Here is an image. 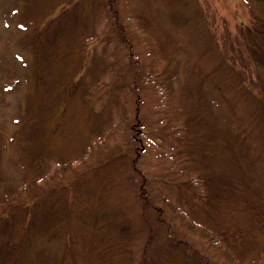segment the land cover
I'll return each instance as SVG.
<instances>
[{
	"label": "rangeland",
	"instance_id": "1",
	"mask_svg": "<svg viewBox=\"0 0 264 264\" xmlns=\"http://www.w3.org/2000/svg\"><path fill=\"white\" fill-rule=\"evenodd\" d=\"M87 1L0 0V172L4 173L8 183L4 184L9 189L15 187L20 195V198L18 194L10 197L6 193L0 197V213L11 216L9 208L17 201L27 200V196L41 194L46 189L48 192L51 189L59 191L54 192L53 201L42 205L43 211L47 208V214L39 217L43 224L48 221L53 225L54 218L58 221L47 231L39 232L37 227L27 235L31 240L28 264H106L108 260L119 259L120 251L108 252L103 249L104 245L97 246L102 237L99 209L106 205L111 207L108 219L126 211L125 203L118 199L117 193L130 190L132 184L122 176L124 169L117 167L120 161H112L106 174L95 172V169L81 174L101 161L103 155L107 156L132 139L137 147L144 146V150L140 148L139 166L149 179L174 176L178 183L180 179L188 178L203 181L201 176L204 175L210 189L218 192L222 187L229 196L231 193L224 180L229 175L246 176L251 184L242 181L235 188L248 199L240 197L234 226L225 231V235H217L220 239H213L214 242L200 226L210 231L221 230L220 227L226 229L228 219H224L221 226L213 219H208L212 221L210 223L197 219L201 221L199 223L185 210L187 204L183 207L177 204L175 209L169 207L167 201L165 203L170 209L168 213L192 236L190 239L196 242L195 246L209 250L217 261L246 264L256 258L257 264H264L262 233L241 212L251 199L259 203V194L264 192V108L256 106L258 96L250 95V99L228 85L229 79L231 83L236 78L229 71L223 55L227 53L226 42L245 45L237 33L243 21L252 22L251 4L247 0H132L133 6L126 5L129 14L139 21L142 35L148 38L142 47L136 48L134 59L142 69L153 70L149 75L151 82L148 81L141 90V109H137L129 94L123 117L119 113L122 103H119L117 93L124 94L128 83L126 76L121 82L118 75H128L131 71L130 50L128 46L123 48L116 38L108 41L109 26L104 15L100 19L87 18L84 13ZM90 11L97 13L98 8ZM63 13L64 21L67 15H79V22L74 23L78 32L76 39L86 37L85 42L83 45L60 43L59 55L33 58L31 41L37 27H44L48 20L56 25L58 17L50 18ZM21 19L29 21L25 26L27 29L22 26ZM88 21H93L92 29L96 27V34H85ZM47 49L48 46L43 44L38 52L46 53ZM70 49L71 54L67 56ZM19 54L25 60L31 59L27 63L33 76L21 70L25 68L22 61L17 60ZM12 61L20 62L21 68L8 70ZM65 67L74 75L72 90L67 84L71 74ZM85 96L89 102H84ZM244 97L249 105L243 101ZM231 98H234V107ZM20 106H23L20 112L26 116V130L21 131L22 122L17 121ZM108 111L111 118L106 120L104 115ZM229 120L240 127L249 126L252 132L246 134L239 127L233 132L235 129L229 125ZM18 139H42L48 147L47 157L30 160L27 168L21 162L22 166L16 165L15 159L24 161L17 146ZM88 142L92 147L84 149ZM68 159H73L70 167L66 165ZM74 178H78L73 182L74 187L76 185V190L82 191L90 215H81L70 208L69 213L63 209L61 218V213L53 212L51 207L66 204L65 185ZM162 182L152 181L150 186L156 190L167 188ZM198 182L201 190L203 183ZM55 187L60 189L55 190ZM74 192L73 188L71 197L68 196L70 202L74 201ZM171 198L178 201V194ZM152 213L148 217L157 224L156 215ZM190 221L192 227L185 223ZM128 222L123 215L115 225V231L122 225H129ZM230 233L233 234L226 238ZM158 236L162 237V234ZM251 237L255 239H249ZM108 243L105 242V246ZM207 250L204 251L209 254ZM223 250L229 255L225 257ZM139 255L140 252H136L137 261Z\"/></svg>",
	"mask_w": 264,
	"mask_h": 264
},
{
	"label": "trees",
	"instance_id": "2",
	"mask_svg": "<svg viewBox=\"0 0 264 264\" xmlns=\"http://www.w3.org/2000/svg\"><path fill=\"white\" fill-rule=\"evenodd\" d=\"M247 1L251 4L253 11L252 22L248 23L243 21L240 25L239 32L237 33V35H240V37L243 38L245 45L240 43L226 42L225 49L227 53H223V55L226 57L229 71H231L233 76L236 78V80L231 83L229 79L228 85L232 86V89L238 93H242V95L245 94L246 96L250 97V99V95L256 97L258 96L256 106H259L261 109H263L264 0ZM86 4L87 7L84 13L88 19H100L103 17L102 15H104V20L108 21V41L116 38L118 39L117 42H119L123 48L126 47L127 49L128 46L130 50L129 66L131 71L128 75L123 73H119L118 75L121 82H123L124 77L126 76V81L128 83V87L124 94H122L121 91L120 93H117V95H119L117 98H119L121 101L119 103H122V108L119 113L124 117L126 112L124 105H126V99L128 98V95H132V98H134V101L137 104V109H141V90L148 81L151 82L149 75L153 68L142 69L141 66H139L138 60L134 59V56L136 55V48L142 47V43H144L143 41H148V38L146 39L142 35L143 32L139 29V21L136 20L132 14H129V11L126 9V5L130 4L131 7L132 0H88ZM92 8H98L97 13L92 14V11H90ZM104 12L105 14H103ZM63 17L64 13L58 15L56 14V16L50 18H57L56 25L54 22L51 23V20H48L44 27H37L35 34L32 35L33 38L31 41L33 58H39V56L42 55L51 57L59 55L60 53L58 50V45L60 43L73 44L77 42L78 45H83L86 37H79L76 39L78 32L74 28V26H76V24H74L76 20L79 22V15L75 16V13L74 17L67 15L65 21L63 20ZM20 22L22 26L25 27L27 25L26 23L29 21L21 19ZM92 25H94L93 21H88V28L86 29L85 34L87 33V35H91L92 33H97V30L95 29L96 27L92 29ZM27 28L25 27V29ZM237 35H233L235 41L238 39L236 38ZM229 39L230 38L228 37V40ZM43 44H46L48 49L46 53L44 51L39 54V47ZM70 54L71 49L66 55L69 56ZM239 54L242 55L243 58H241ZM16 57L18 61H22L23 63L22 66L25 68L21 69L23 73L25 71L26 74L29 73L30 76H33V73L28 70L29 64L27 63L31 59L25 60L26 58L21 54L17 55ZM19 63L20 62H18V64L13 61L10 62L8 70L18 68V66L20 69L21 67ZM65 69H67L70 74L72 73V70H69V68L65 67ZM73 76L74 75L71 74V78H69L67 81V84L71 85L70 90L73 89L72 86H75L73 84ZM4 90H6V86L4 87ZM243 90H246L247 92H244ZM29 96L30 95H28V97ZM234 98H231V100H233V107ZM243 101H246L247 103V99L245 97L243 98ZM84 102H89L86 96L84 97ZM247 104L249 105V103ZM22 108L23 106H20L18 108L19 110H17L20 114V117L17 118V121L22 122V128L19 131L26 130V116H23L20 112ZM104 116L106 120H109L111 118V112H106ZM229 125L235 129L233 132L238 131L236 130L238 127L239 130H244L246 134L252 132V129L247 125L240 127L230 120ZM41 140L42 139H34L33 141L32 139H18L17 146L22 152L20 155L24 156V161H18L17 158L15 159L16 165H23V167L27 168V163L30 160L38 159L40 157H47L45 156V153L48 147L46 148L45 143H42ZM86 147H92L91 143L88 142L87 145L85 144L84 149ZM140 148L136 146L135 141L132 139L130 143L127 142L125 144H121V148L108 153L107 156L103 155L101 157V161L90 166L89 169L82 171L83 173L81 174L84 175L86 172L94 169L95 172L103 171L106 174V170H108L107 166L112 164V161H120V163L117 164V167L120 169L122 167L124 169L121 170L123 172L122 176L130 183V185L132 184L130 186L132 191L131 189H124L122 191H118L117 193L118 199L125 203L126 211L119 214L118 217L108 219L107 217L109 216L111 207L106 205L99 209V228L101 230L102 237L99 239L100 241L97 246L104 245L103 249L108 250V252L109 250H112L113 252H121V255L119 254V259L113 261L108 260L106 261V264H225L213 258L214 256L210 253V251L205 249L203 246H195L196 242L194 240L191 241L192 239H190L192 236L185 232L180 224L177 225L176 221H174L172 216L168 213V211H170L169 207H174L176 209L177 204H180L182 207L183 205L187 204L188 206H186V208L188 209L185 210L197 222H199L198 220H203L204 222L210 223L212 221L208 219H213V221H217L219 222V225H222L224 224L223 220L228 219V227L226 228L227 230L224 227H220L221 230L210 231L208 228L200 226L201 231L210 237L212 242H214L213 239H220L217 235H225L224 232L230 230V228L234 226V217L237 216V208L239 209V207L236 205H240V197L244 198L245 200L248 199L247 196L240 194V192H242L240 189H236L235 187L241 184L242 181H246L249 185L251 184L250 181L246 180V176L245 178L236 174L229 175L227 180H224V182L231 194L226 196V189L222 187L218 192H216V190L210 189V183L208 184V181L205 179L203 174H201L204 176H201L202 179L204 178L203 181L197 180L195 178L194 180L193 178H188L180 179L178 183H176L174 176H172L173 178L168 177L166 179H161L160 176H154L150 177L151 179H149V175L143 172L139 166L142 155ZM113 153L114 155L112 156L111 154ZM49 156L50 153L48 152V157ZM78 157L80 158L82 155H79ZM72 160L73 159L66 160L67 167H70ZM19 162H21L22 165ZM200 170L201 169H199V171ZM97 174L99 175V173ZM4 177V173L0 172V197L4 196L6 193H9V196L12 195V197L17 196V189L15 187H11L12 189H9L7 185L4 184H8L7 180H4ZM175 178H179V176H175ZM77 179L78 178L70 179L65 185V189L67 190L68 194L64 199L66 204H62L57 208H54L53 206L51 207L53 212L61 213V218L63 216V209H65V212L67 211V213H69L70 208H73L74 212L81 215H90V208L87 206L86 202H84L85 198H83L82 191H77L76 185L74 187L73 182ZM101 179L102 178L100 177V180ZM152 181H163L162 183L167 184V188L162 187L158 190L154 189L153 187L151 188L150 182ZM198 181L203 183L201 190L199 188ZM220 186L225 187L223 184ZM99 187H101L103 192L105 191L100 183ZM178 187L179 190L176 191V188ZM73 188L75 191L74 201L70 202L69 197H71ZM56 189L59 190L60 187H55V190ZM54 192L56 193L59 191H54V189H51L48 192L46 189L43 190L41 194L39 193L38 195L31 197L27 196V200L21 199L20 201H17L9 208V212L12 217L9 215V213H0V264H28L29 257L27 256V251L31 244L30 237H27L29 231L32 228L37 227L39 232L47 231L48 227H53L54 223L58 221V218H54L53 225L48 224V221H44L45 223L43 224L41 223L42 218H39L40 216H45V214H47V208L45 211H43L42 205H48L49 202L54 200ZM176 193L178 194V201L176 199L172 200L171 198V195L175 196ZM231 195H234L232 200ZM18 196L20 198L19 194ZM61 197L64 198V195L61 194ZM76 198L79 200L76 201ZM168 198L169 200H167ZM234 198H236V200H234ZM259 198V203L254 199H251L252 201H248L249 203L244 205V207L241 209V212L246 214L245 216L249 218L251 225H253L254 228L260 230L262 233V239V237L264 238V192L259 194ZM165 201H167L169 207ZM152 212H154L156 215L155 220L157 224H155L153 220L148 217V215L153 214ZM123 215L129 220V225H122L120 230L115 231V225L119 223V220ZM185 223L190 226L193 225V222L191 221L190 223ZM157 225L163 226L164 229L160 230ZM158 231L159 233L157 234ZM235 232H237V229ZM159 234H162V237H159ZM232 234L233 233L228 235L226 234V238ZM42 235H44V233ZM249 239L255 238L251 237ZM105 242L109 243L105 246ZM238 246L239 244L236 246V248H238ZM204 250H207L209 254L205 253ZM70 252H73V250L71 249ZM136 252H140L138 261L137 257L135 256ZM223 254L225 257L229 255L226 250H223ZM257 263L258 261H256V258H253L250 259L246 264Z\"/></svg>",
	"mask_w": 264,
	"mask_h": 264
}]
</instances>
